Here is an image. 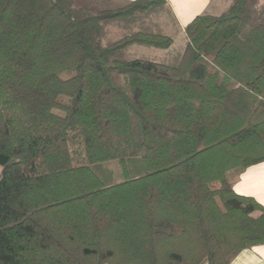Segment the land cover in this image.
Segmentation results:
<instances>
[{
	"label": "trees",
	"instance_id": "obj_1",
	"mask_svg": "<svg viewBox=\"0 0 264 264\" xmlns=\"http://www.w3.org/2000/svg\"><path fill=\"white\" fill-rule=\"evenodd\" d=\"M177 33L165 0H0V264H229L264 244V208L233 189L264 161V2L196 15L173 52Z\"/></svg>",
	"mask_w": 264,
	"mask_h": 264
},
{
	"label": "crops",
	"instance_id": "obj_2",
	"mask_svg": "<svg viewBox=\"0 0 264 264\" xmlns=\"http://www.w3.org/2000/svg\"><path fill=\"white\" fill-rule=\"evenodd\" d=\"M131 0H90L95 7H121ZM170 8L178 32L183 33L184 27L199 14L217 15L229 4L223 0H165ZM264 2V0H260ZM234 191L243 196L253 198L264 208V161L248 166L235 180ZM258 214V212H255ZM229 264H264V244L242 249Z\"/></svg>",
	"mask_w": 264,
	"mask_h": 264
},
{
	"label": "rangeland",
	"instance_id": "obj_3",
	"mask_svg": "<svg viewBox=\"0 0 264 264\" xmlns=\"http://www.w3.org/2000/svg\"><path fill=\"white\" fill-rule=\"evenodd\" d=\"M224 1V0H223ZM226 1L228 2L229 0H225L224 4H221V8L220 9H224V7L226 6ZM111 33H114V30L112 29ZM185 43V38H184V34L180 31L176 34L174 43L172 45V47L170 48L171 51L173 52H178L179 50H181L184 46ZM132 52L137 53V54H142V55H146L149 57H154V58H168L170 56V54L168 55V53L165 50H161V49H151V48H146V47H142V46H135L132 47Z\"/></svg>",
	"mask_w": 264,
	"mask_h": 264
}]
</instances>
